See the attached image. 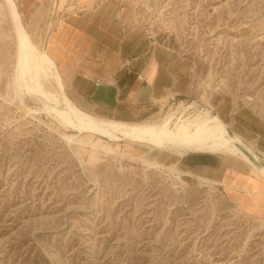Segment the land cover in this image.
Masks as SVG:
<instances>
[{"label":"rangeland","instance_id":"rangeland-1","mask_svg":"<svg viewBox=\"0 0 264 264\" xmlns=\"http://www.w3.org/2000/svg\"><path fill=\"white\" fill-rule=\"evenodd\" d=\"M95 4L129 51L139 41L154 54L170 87L136 116H96L196 121L233 105L264 119V0H48L43 35L24 27L57 59L49 33L61 15ZM1 8L0 264H264V216L242 213L205 179L187 184L179 161L195 152L78 133L20 92Z\"/></svg>","mask_w":264,"mask_h":264},{"label":"crops","instance_id":"crops-1","mask_svg":"<svg viewBox=\"0 0 264 264\" xmlns=\"http://www.w3.org/2000/svg\"><path fill=\"white\" fill-rule=\"evenodd\" d=\"M23 25L34 37L42 36L48 0H15ZM64 20L49 33L56 50L54 60L74 103L101 117L124 118L138 115L163 97L170 88L161 84L162 68L154 54L144 49L128 50L132 40L122 37L111 23L107 6L61 15ZM66 93V91H65ZM67 94V93H66ZM217 114L232 133L264 156V119L244 106L217 108ZM127 121V120H123ZM179 164L185 182L209 181L227 201L251 217L264 216V179L241 160L212 153L185 154ZM262 164V162H261ZM247 207L254 210H248Z\"/></svg>","mask_w":264,"mask_h":264},{"label":"bare ground","instance_id":"bare-ground-1","mask_svg":"<svg viewBox=\"0 0 264 264\" xmlns=\"http://www.w3.org/2000/svg\"><path fill=\"white\" fill-rule=\"evenodd\" d=\"M2 3L7 8V17L16 38L14 84L20 92L35 98L40 103V111H45L63 127L108 141L127 140L160 148L238 156L264 178V166L257 155L239 136L231 134L229 127L218 116L196 121H187L182 117L174 120L168 116L159 123L131 124L104 119L78 107L65 93L60 74L48 51L37 49L31 41L15 1L2 0ZM49 85L53 86L52 90L47 87Z\"/></svg>","mask_w":264,"mask_h":264},{"label":"water","instance_id":"water-1","mask_svg":"<svg viewBox=\"0 0 264 264\" xmlns=\"http://www.w3.org/2000/svg\"><path fill=\"white\" fill-rule=\"evenodd\" d=\"M230 133L232 134V132L230 131Z\"/></svg>","mask_w":264,"mask_h":264}]
</instances>
